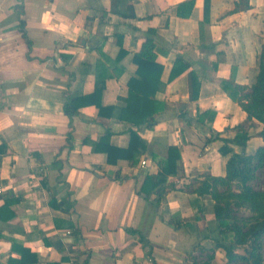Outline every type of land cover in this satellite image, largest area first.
<instances>
[{
    "label": "crops",
    "instance_id": "0c3cea01",
    "mask_svg": "<svg viewBox=\"0 0 264 264\" xmlns=\"http://www.w3.org/2000/svg\"><path fill=\"white\" fill-rule=\"evenodd\" d=\"M185 1L0 0V207L12 199L15 212L0 218V264H18L11 259L21 258L20 247L38 258L24 264L227 262L206 176L227 174L221 147L238 125L250 134L245 153L264 146L263 122L247 121L222 85L230 79L250 92L257 80L264 0H209L207 19L205 0L181 14ZM151 28L162 70L151 71L156 85L145 104L159 110L153 124L137 125L118 114ZM97 86L99 96L66 112L67 102ZM97 102L113 113L100 115ZM132 129L145 148L110 162L106 148H127ZM172 144L181 148V170L160 197L145 179Z\"/></svg>",
    "mask_w": 264,
    "mask_h": 264
},
{
    "label": "trees",
    "instance_id": "16d2710c",
    "mask_svg": "<svg viewBox=\"0 0 264 264\" xmlns=\"http://www.w3.org/2000/svg\"><path fill=\"white\" fill-rule=\"evenodd\" d=\"M248 1V0H247ZM195 0H187L178 5L179 13H183V9L188 8L191 10ZM236 8H249L248 2L245 4H237ZM209 0H205V19L208 18ZM153 37L149 36L143 42L140 50L135 54L134 60L138 64V77H133L129 80L130 95L128 105L125 110H122L118 115L121 119L132 122L133 124H141L143 122L154 123V115L158 112L159 106L153 104V107H147L145 104L149 98L148 89L152 86L153 78L151 71H156L159 65L156 63L157 54L154 51L155 37H157L156 29L149 30ZM162 67L157 69L158 74L161 72ZM156 80V79H155ZM156 84H154L155 86ZM223 88L229 95L235 98L244 110L248 113L247 121L253 118H258L264 124V44L259 55V72L256 82L251 87L250 92H244L247 88L244 85L236 84L233 80H222ZM102 86L96 87L95 91L89 96H84L76 99H71L65 105V110L68 114H75L78 112L81 104L86 102L84 99H94L102 92ZM155 92L153 89L152 94ZM193 98L197 97V93L191 94ZM98 103V102H97ZM154 103V102H153ZM139 105V106H138ZM140 105L142 108H139ZM99 114L109 115L113 113L115 107H104L100 103ZM210 111H205L198 116V120L202 116L208 115ZM238 131L233 139L224 138L225 144L221 147V152L224 155H229L225 176H206L214 186L212 195L216 200L215 214L218 221L219 232L224 236L231 235L232 238L227 242L217 240V245L225 249L227 262L225 264H233L235 262H244L247 264H264V188L256 189L248 182L252 179L258 171H262L264 175V146L257 148L254 154L245 153V146L250 138V134L245 129V124L237 126ZM257 135L264 139V125L262 129L257 132ZM216 138H219L217 135ZM213 139V135L207 138L206 142L209 143ZM229 143H234L243 148L241 152H236L235 149L229 146ZM141 148H145L142 139L136 130H131V140L127 148H117L109 146L106 148L108 153V160L115 162L118 154L124 157L132 158L135 152ZM98 149V147H96ZM1 152L6 151V145L3 143L0 146ZM181 148L175 144L169 146L168 156L166 159L159 161V171L155 175H148L145 183L152 186L153 191H157L158 196L162 197L167 188L168 177L177 174L181 170ZM241 183L239 191H231L229 185L233 181ZM206 181V180H205ZM204 181V182H205ZM226 187V191L222 192L218 185ZM203 190V189H202ZM204 191V190H203ZM230 199L234 200L240 206L248 207L253 213L254 217H241L238 219L232 214L230 209ZM18 200V198H14ZM13 200L7 202L0 207V218L11 219L14 217L15 212L10 209L9 204ZM141 241L144 245L148 244L144 236H141ZM239 245H247L245 252H236V247ZM18 248V245H15ZM22 256L20 259H11L13 263L24 264L25 262L37 261V255L30 252L29 249L19 248ZM48 264H58L51 262ZM198 264H212L210 260Z\"/></svg>",
    "mask_w": 264,
    "mask_h": 264
},
{
    "label": "rangeland",
    "instance_id": "374dc122",
    "mask_svg": "<svg viewBox=\"0 0 264 264\" xmlns=\"http://www.w3.org/2000/svg\"><path fill=\"white\" fill-rule=\"evenodd\" d=\"M248 185L256 188V189H263L264 188V175L263 172L260 170L256 173V175L249 180ZM241 183L239 181H233L230 185H229V189L232 191H239L241 189ZM222 192L226 191V187L222 186L221 189ZM230 209L233 215H235L236 217L241 218V217H254V213L245 206H240L238 204L235 203L234 200L230 199ZM263 243V247H264V237L262 240ZM264 253V250H263ZM247 264V263H246Z\"/></svg>",
    "mask_w": 264,
    "mask_h": 264
},
{
    "label": "built area",
    "instance_id": "2783aa9c",
    "mask_svg": "<svg viewBox=\"0 0 264 264\" xmlns=\"http://www.w3.org/2000/svg\"><path fill=\"white\" fill-rule=\"evenodd\" d=\"M141 163H142V165H146L147 160L146 159H143ZM0 192H1V188H0Z\"/></svg>",
    "mask_w": 264,
    "mask_h": 264
}]
</instances>
